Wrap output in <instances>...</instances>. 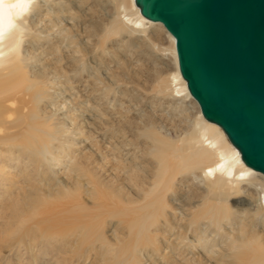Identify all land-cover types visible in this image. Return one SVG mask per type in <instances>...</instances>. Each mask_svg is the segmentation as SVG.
<instances>
[{
	"label": "bare ground",
	"instance_id": "bare-ground-1",
	"mask_svg": "<svg viewBox=\"0 0 264 264\" xmlns=\"http://www.w3.org/2000/svg\"><path fill=\"white\" fill-rule=\"evenodd\" d=\"M161 32L166 49L155 44ZM144 58L173 67L152 96L129 94L128 85L121 97L101 88L136 76ZM65 96L71 105L80 100L74 114L83 123L64 112ZM157 99L173 102V113ZM76 136L83 138L78 164L64 149ZM15 162L22 187L7 210L18 220L15 237L32 242L21 240L18 251L35 249L39 239L48 251L70 238L67 247L98 244L92 253L100 264H264V176L201 117L178 73L173 39L133 0H0V181ZM235 198L246 207L232 211ZM48 206L38 234L25 231ZM86 211L99 214L85 221L100 223L73 222Z\"/></svg>",
	"mask_w": 264,
	"mask_h": 264
},
{
	"label": "water",
	"instance_id": "water-1",
	"mask_svg": "<svg viewBox=\"0 0 264 264\" xmlns=\"http://www.w3.org/2000/svg\"><path fill=\"white\" fill-rule=\"evenodd\" d=\"M174 41L201 117L264 176V0H133Z\"/></svg>",
	"mask_w": 264,
	"mask_h": 264
},
{
	"label": "rangeland",
	"instance_id": "rangeland-1",
	"mask_svg": "<svg viewBox=\"0 0 264 264\" xmlns=\"http://www.w3.org/2000/svg\"><path fill=\"white\" fill-rule=\"evenodd\" d=\"M100 9H101L100 7L92 8V14L95 17H97V18L105 19L104 17L106 15H105V13L102 10L100 11ZM98 11H100V12H98ZM102 21H104V20H102ZM155 40H156L155 44L159 45V47H162V48H165V49L168 47V40H167V38H166V36H165V34L163 32L159 33L156 36ZM145 59L146 58L142 59L141 60L142 62L140 61V63H139L140 67H138L136 69L137 70L136 76H134L131 73V75H129V76L127 75V77L125 76V78L122 79L124 81L121 80V81H117V82H114V83H112L113 81H115L114 79H113L112 82H110L108 80H105V83H104V85L101 86V88L109 87V88H111L113 90V93L115 95H119V94L121 95L122 87H124L125 85H128L129 94H131L130 92L134 89L133 91L136 94L138 92L139 94L142 93L143 95H151V93H154L153 89L155 88L154 86L156 85V82H157L158 78L159 79H162V78L165 79L166 77H168L169 73H171L173 71V69H172L173 67H172V65L170 64V62L167 59L166 60L157 59V60H154V62L151 59H147V61H148L147 62ZM99 75L100 74H98V77H100ZM101 76H102V74H101ZM125 81H126V83H125ZM148 93H150V94H148ZM120 95L118 97H121ZM65 99H67L66 100L67 103H70V106H66L67 108H66V110L64 112L67 111L68 113L73 114L74 115L73 118H75V119L77 118L76 123H78V124L80 122L83 123L84 122L83 118L82 117H78V116H81L80 113H77V111H75L76 113L74 114V106H75L76 103L79 104L80 100H77L74 104L71 105L70 99L67 96L63 97L61 100L64 102ZM132 99H134V98H132ZM132 99L130 98V100H132ZM136 99H134L133 101H135ZM191 102H192L191 100L186 102L187 103V108H188V111L190 113L194 114V109L192 108ZM169 103H171L172 105L169 104ZM156 105L158 107L160 105V107L163 110L164 109L165 110H169L170 109V111L175 110L174 109V103L169 101V100L157 99ZM64 112H62V113H64ZM172 113H173V111H172ZM169 116H168L169 118H172L171 115H169ZM74 138H75L74 143H76V145H75L76 147L73 146L70 149H68V148H64V149L66 151L67 150L70 151L71 156L69 155V157H73V154L78 155L77 157H75L76 162L78 164L79 161L81 162V159H80L81 156L80 155H82V154H80V152L83 151V149L80 148L79 144H81L83 138L80 139L78 136H76ZM170 138L172 139L171 141H176V138L174 136H170ZM62 155H64V154H62ZM64 159H62V160H64ZM100 163L105 165L106 161H102L101 160ZM66 165L67 164L64 163V166H61V170H60L61 172L66 170V169H64V167ZM11 167H12V169H9L7 171L8 174L3 175V177H2L3 180L0 181V264H100V263H102L99 260V258H95V255L92 253L93 250L95 249L94 247H97L98 244H97V246H95L96 243L95 242L92 243L94 245V247L92 246V248H89V246H91V245H89V246L87 245L88 246L87 247L86 245H84V246L83 245H80V246L76 245L75 246V244H74V246L69 244L68 247H67L66 243L68 242V240H69V242L71 241L70 238H66V239L62 240L60 243L59 242L58 243H54L53 244V248H51V249L49 247H46V249L48 248V251H45L44 247L42 248V244H40L41 243L40 239H39V241L37 240L38 243L35 242V245H37V247L35 249L24 250L26 248H24V249L21 248L20 251H18V249L16 247H18V244L21 243V240L23 242L22 246H24L26 243H31L32 244V242L30 241L29 237H26L25 235H22V237L21 236L20 237H17V236L15 237V232L18 229V224H17L18 220H16L15 216H13V219H11V212L14 209L15 204H14V201L11 202V201H9L8 198L11 196L14 199V197L16 196V193L19 192L18 189L20 187H22L20 182L23 180V178H18V177L15 178V175H17L21 171L22 164H21V162H19V165H18L15 162V165H12ZM110 167H111V165L107 164V166L105 168L107 173L106 174H102V176H101L102 178H104V177H108L109 178V174L110 173L108 171H110L109 170ZM61 176H63V175H61ZM108 178H106V180H108ZM83 182H84V179L83 180L81 179L80 184H83ZM5 200L7 201L6 203L3 202ZM238 201H239V198H235V199H232V200L229 201L228 205L230 206V209L232 211H236L237 212L241 207H243V208L246 207V206L239 205ZM86 206L89 208L90 202H87ZM51 208H52L51 206L50 207L48 206V207H46V209H43L44 210V211H42L43 215L38 216L37 217L38 219L35 218L31 223H28L27 226L24 228L25 231H28V232L30 231V233H32V234H34V233L38 234L39 229L43 226V224H40V222L43 221L44 218H48L49 213L51 212ZM4 209H5V211H4ZM7 209H12V210L8 211ZM75 214L73 215V217H74L73 218V222L74 223H75V221H76V223L81 221V222H86L87 224H90V221H91L92 224L94 222H95V224L100 223L97 219H95L96 221L94 220L93 222L90 219H86V221L84 219L87 216H91V214H92V217L97 215V214H99L98 211H93V212L92 211H86V212H84L82 214L77 213L76 214L77 217L75 216ZM83 214H84V216H83ZM26 215H28V214L24 213L23 217L24 218H29V216H26ZM53 215H54L55 218L58 217V219H61V218L64 219V217L68 218L65 215L63 216V214L61 215V212H55V214H53ZM81 217H83V218L81 219ZM110 222H111L110 218H104L103 223L100 224L101 226L104 224V226H102V229H103L102 231L105 233V235H110V225H109ZM17 238H20V239L18 240ZM64 247L66 248V250L64 251L65 253H60L59 251L60 250L62 251V249ZM75 247H76V249H75ZM85 249H86V251H84ZM79 257H81L82 259L80 258L78 260Z\"/></svg>",
	"mask_w": 264,
	"mask_h": 264
}]
</instances>
